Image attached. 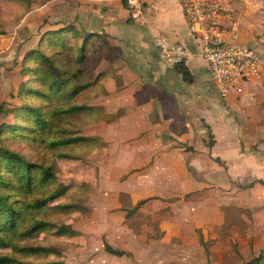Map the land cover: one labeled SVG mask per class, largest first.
Returning <instances> with one entry per match:
<instances>
[{
  "label": "crops",
  "instance_id": "crops-1",
  "mask_svg": "<svg viewBox=\"0 0 264 264\" xmlns=\"http://www.w3.org/2000/svg\"><path fill=\"white\" fill-rule=\"evenodd\" d=\"M234 2L246 7L235 12L240 39L257 44L264 57V23L258 21V27L250 20V1ZM66 24L81 35L93 32L103 39L95 47L92 84L78 97L94 107L83 134L106 147L115 176L133 182L131 189L124 184L118 191V208L124 209L126 194L132 205L145 199L142 207L158 214L163 230L154 242L179 238L182 228L196 227L212 247L208 253L198 244L193 264H215L216 244L223 241L220 228L231 226L233 211L237 223L246 221L237 239L249 244L227 264L258 254L264 264V76L241 82L222 98L197 53L199 42L189 30L181 0H144L139 20L130 19L126 0H46L31 6L10 35L16 45L5 52L6 59L9 50L17 49L19 55L12 69H5L7 61L0 69L5 75L14 70L17 79L1 80L2 85L10 84L15 93L26 78L21 73L25 54L38 47L46 31ZM157 33L196 52L185 63L191 81L160 58L152 42ZM148 264L167 262L150 258Z\"/></svg>",
  "mask_w": 264,
  "mask_h": 264
},
{
  "label": "rangeland",
  "instance_id": "rangeland-1",
  "mask_svg": "<svg viewBox=\"0 0 264 264\" xmlns=\"http://www.w3.org/2000/svg\"><path fill=\"white\" fill-rule=\"evenodd\" d=\"M44 1L46 0H0V64L7 61V65L4 64L5 69H12L19 55L17 49L9 50L12 55L6 59L7 53L5 52L8 48L14 47L15 43L12 41H16V37L11 40L10 35L18 28L22 15L31 6ZM231 1L234 2V0ZM242 1L244 2V0ZM248 1L251 2L249 8H251L253 16L251 19L246 13L247 18H250L259 27L258 21L264 23V17L263 19L259 18L261 14L264 16V0ZM233 2L235 12L238 9L243 13L246 7L242 8L243 6ZM254 29L256 30L253 25ZM254 45L258 48L257 44ZM11 72H7L10 74L6 73L5 75L4 68L0 69V145L17 151L30 160L39 163H52L55 170L54 178L49 184L36 189L33 194L23 196L22 199L29 202L54 188L58 187L63 190L57 198L47 202L43 207L33 208V206L26 205L24 225L22 226H26L35 218H43L55 225L70 224L78 233L68 235L58 233L51 228L40 230L31 237H23L21 234L9 230L5 235L8 239V246L0 247V257L9 255L14 259L33 263L62 260L69 264H148L150 258L161 259L164 257L167 264H193V262L196 263L195 257L198 250L199 252L201 250L198 244L203 246L204 252L209 253L212 240L209 238L201 243L199 240L201 234L196 227L192 228L193 230L190 226L182 228L183 236L179 238L174 236L161 243L154 242V239L162 238L163 234L158 222V214H152L144 209L142 206L145 202L139 204L135 211L129 213H126L125 209L118 208V191L124 184L128 189H131L133 182L129 178L125 181L122 180L123 177L114 175L113 161L106 158L105 146L76 144L67 147L73 155L72 157H60L57 155V151L46 147L40 139L32 136L31 138L28 135V130L21 129L20 132L10 130V124L14 118L2 107L11 108L10 105L21 102L16 97L13 99L10 97L12 93L10 84L2 85L1 80H7V83H10L17 79L16 72L14 70ZM59 124L58 122L57 125ZM11 191L19 192L15 189H11ZM124 198V200L120 199L126 206L129 200ZM67 204H73V207H62V205L68 206ZM230 213L232 221L230 220L229 223L231 226L226 225L220 228L222 231L220 238L223 241L216 244L215 252L219 259L216 257L215 264H227L235 261L238 258L237 255L242 256L244 248L249 244L246 245L241 238L237 239V236L241 234L239 230L244 227L242 221L244 223L246 221L239 219L237 223L233 216L234 212ZM19 226L21 227V225ZM104 242L114 248L123 249L125 252L122 255L110 253L105 250ZM34 244L51 246L55 251L24 252L21 249V247ZM154 251H156L155 256L152 254ZM227 252L229 254H226ZM159 262L163 261L159 260Z\"/></svg>",
  "mask_w": 264,
  "mask_h": 264
},
{
  "label": "trees",
  "instance_id": "trees-1",
  "mask_svg": "<svg viewBox=\"0 0 264 264\" xmlns=\"http://www.w3.org/2000/svg\"><path fill=\"white\" fill-rule=\"evenodd\" d=\"M101 43L103 39L97 34L92 32L81 35L72 24H66L58 30L46 31L38 47L25 54L21 73L26 78L20 81L16 93L10 94V97H16L21 102L10 105L11 108L2 107L14 118L10 130H28L30 137L40 139L46 147L57 151L60 157L73 156L68 151V146L97 145L95 137L84 135L82 131L83 125L92 119L94 107L86 104L78 94L92 84V65L94 55L97 54L95 47ZM175 67L184 80H192L185 63ZM54 175L52 163L30 160L19 152L0 145V247L8 246L5 235L9 230L23 237H31L40 230L51 228L68 235L78 233L70 224L55 225L43 218H35L22 226L26 205L33 208L43 207L62 193L63 190L57 187L29 202L22 199L23 196L33 194L36 189L45 187L53 180ZM11 189L19 192H12ZM125 197L128 198V195ZM143 201L145 199L138 200L134 205L128 201L124 206L126 213L135 211ZM67 205L62 207L73 204ZM199 240L201 243L205 242L201 235ZM103 246L106 251L116 255L125 252L107 242ZM21 249L24 252L55 251L51 246L42 244ZM15 259L4 255L0 257V263L69 264L62 260L33 263ZM234 264H261V254Z\"/></svg>",
  "mask_w": 264,
  "mask_h": 264
},
{
  "label": "built area",
  "instance_id": "built-area-1",
  "mask_svg": "<svg viewBox=\"0 0 264 264\" xmlns=\"http://www.w3.org/2000/svg\"><path fill=\"white\" fill-rule=\"evenodd\" d=\"M190 32L199 42L214 87L222 98L243 81L261 80L264 57L259 48L240 39L242 29L231 0H181ZM129 17L143 16L144 0H126ZM160 58L170 66L189 61L196 52L164 33L152 38Z\"/></svg>",
  "mask_w": 264,
  "mask_h": 264
}]
</instances>
